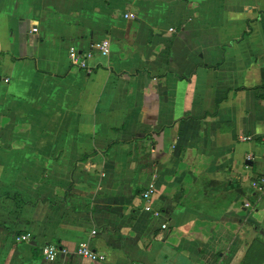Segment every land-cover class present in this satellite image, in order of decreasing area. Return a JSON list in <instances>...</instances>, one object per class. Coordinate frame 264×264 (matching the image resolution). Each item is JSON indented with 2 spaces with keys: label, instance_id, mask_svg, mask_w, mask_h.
I'll use <instances>...</instances> for the list:
<instances>
[{
  "label": "crops",
  "instance_id": "1",
  "mask_svg": "<svg viewBox=\"0 0 264 264\" xmlns=\"http://www.w3.org/2000/svg\"><path fill=\"white\" fill-rule=\"evenodd\" d=\"M263 172L264 0H0V264H264Z\"/></svg>",
  "mask_w": 264,
  "mask_h": 264
},
{
  "label": "built area",
  "instance_id": "2",
  "mask_svg": "<svg viewBox=\"0 0 264 264\" xmlns=\"http://www.w3.org/2000/svg\"><path fill=\"white\" fill-rule=\"evenodd\" d=\"M126 16L132 17L131 14ZM32 30L35 31L36 28H32ZM170 30H172V28H170ZM109 51H110V42L108 39L94 41L90 44L89 48L85 49L84 51H79L74 45H70L68 48V59L72 66H76L80 69L87 70L89 68L88 61L92 58L94 54L98 53L102 56H106L108 55ZM240 139L242 141H246L249 140L250 137L242 135ZM250 185L256 191L261 192L264 187V172L258 175L257 177L252 178L250 181ZM155 191H156V186L154 181L152 180L149 183H147L145 188L141 191L140 195L141 198L144 200L143 209L146 212L151 213L152 216L159 218L161 216V211L159 209L153 208L151 205V200ZM245 206H248V203H246ZM160 228L162 230H165L167 228L166 222H162L160 224ZM92 233H95V230H93ZM31 236H32L31 233L28 232L22 233L17 236V241H29L31 239ZM60 252H64L65 254L69 253L68 250L59 247L55 243H46L41 247L42 255L51 264H62L57 260V257ZM74 252L92 261H103L105 259V256L103 254L98 253L93 249H91L86 242H80Z\"/></svg>",
  "mask_w": 264,
  "mask_h": 264
}]
</instances>
